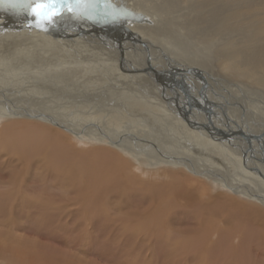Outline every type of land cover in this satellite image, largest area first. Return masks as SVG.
<instances>
[{
  "label": "bare ground",
  "instance_id": "1",
  "mask_svg": "<svg viewBox=\"0 0 264 264\" xmlns=\"http://www.w3.org/2000/svg\"><path fill=\"white\" fill-rule=\"evenodd\" d=\"M97 8L0 10V264H66L65 216L103 260L243 264L264 244V0Z\"/></svg>",
  "mask_w": 264,
  "mask_h": 264
},
{
  "label": "rangeland",
  "instance_id": "2",
  "mask_svg": "<svg viewBox=\"0 0 264 264\" xmlns=\"http://www.w3.org/2000/svg\"><path fill=\"white\" fill-rule=\"evenodd\" d=\"M104 0H102V2H103ZM6 20V19H5ZM6 21H8V20H6ZM18 31V33H21V31H20V29H17ZM43 43V42H42ZM44 44V43H43ZM61 51V50H60ZM77 51V50H76ZM73 51H70V50H68L67 52H64L65 54H66V56L67 57H71V53H72ZM78 52H80V50L78 49ZM107 52H109V51H107ZM109 54H111V53H109ZM112 55V54H111ZM65 56V55H64ZM104 62H106L105 60H103ZM13 68V67H12ZM18 68H20V67H18ZM111 68V67H110ZM100 69H102L101 67H100ZM116 70H119V69H114V72H117ZM3 71H5V70H3ZM101 71V70H100ZM105 72V71H104ZM105 73H107V72H105ZM119 76V75H118ZM117 76V77H118ZM121 82L122 83H124V81L123 80H121ZM255 93V92H254ZM257 93V92H256ZM253 104V106L251 107L252 109H253V107H254V111H255V113H257V114H260V117L261 118H259L258 116H256V120L257 121H259L260 119L262 120V121H264L263 119H264V113L262 112V111H260V110H257L256 108H257V106H258V108L260 107V104H259V102H256V103H252ZM255 104V105H254ZM257 105V106H256ZM260 109V108H259ZM259 118V119H258ZM88 141H84V140H82L81 142H78V144H81V145H79L80 147H81V152H85V151H89L87 148L89 147V145H88ZM28 177V176H27ZM228 192H230V191H228ZM214 193H220L219 192V190L218 191H215ZM233 194V193H232ZM234 195V194H233ZM32 216V217H31ZM30 217H27L26 219H23V224L22 225H26V227H28V228H30L32 231H34L35 229V233L37 232V230L38 231H40V229H42L41 228V225H39V223H38V220H37V216H36V214H34L33 215V213H32V215H31ZM62 218V217H61ZM61 218H58V219H55V221L56 222H54V224L52 225V226H49L50 228L49 229H53V231H58L57 232V236L60 238V239H62V242H63V244H62V246H60V248H62L61 250H62V259H63V261H65L66 262V264H128L127 262H129V264H133V262H131L132 260H130V259H128L127 258V256H124V255H122V256H120L121 254H122V252L123 251H118L119 252V254H117V255H115V257L113 258V259H109V260H103V259H101V255H102V253L104 254V253H107V252H105V251H107L106 249H100L101 251H97V252H94V253H92V251L90 250L89 252H88V248H86L87 247V244L89 243V237L91 236V235H93L94 233H96V227L93 225V226H88V227H86L85 226V228H84V231L82 232V234H81V236L84 238L83 240H78V239H75L74 238V236L76 237V233H73V234H70L69 233V230H70V228L68 227V225H65V222H66V220H70L67 216H65V218L63 217L62 219ZM118 218H120L119 216H118ZM28 219V220H27ZM38 219H40L41 220V218H38ZM30 220V221H29ZM103 220V222L102 223H104L105 225L106 224H108V218H103L102 219ZM93 221V220H92ZM25 222V223H24ZM93 224H94V222H93ZM44 225H45V228H46V226H48V225H46L45 223H44ZM55 225H57L56 227H55ZM24 228V229H19L18 230V233L20 234L21 232H23L24 233V231L25 230H27V228ZM53 227V228H52ZM38 228V229H37ZM57 228V229H56ZM60 230H59V229ZM69 228V229H68ZM17 233V234H18ZM68 233V234H67ZM102 233H105V229L103 228L101 231H99V234H102ZM71 236V237H70ZM255 239H256V237H255ZM235 242V241H234ZM83 243H85L84 245H85V250H84V248L82 247L81 249H79V251L78 250H74V248H76V246H77V244H83ZM11 244V243H10ZM11 245H13V246H16V245H18V246H16V247H14V248H16L14 251L13 250H10V252H14V254H16L17 255V253L19 252V251H21V248H22V246L21 245H19V244H16V245H14V244H11ZM250 249H248L247 251H249V252H247L248 254L246 255V257L245 258H247V259H244V262H243V264H248V262H250L249 264H262L263 262H262V260H264V244H261V243H259V242H257L256 240H251V242H250ZM19 246H21V247H19ZM19 247V248H18ZM33 248V247H32ZM32 248H29V249H32ZM23 249V248H22ZM253 249V251H251ZM33 250V249H32ZM58 250V249H57ZM16 251H18V252H16ZM251 251V252H250ZM57 252V251H56ZM68 252V253H67ZM88 252V253H87ZM135 252L137 253V259H138V257H139V251L138 250H135ZM70 253V254H69ZM249 253H252V254H249ZM256 254V253H258V254H256V255H253V254ZM260 253V254H259ZM145 254H146V251H145ZM164 254H161V256L163 257H159V258H147L146 259V261L145 262H139V264H174V260L172 259V260H170L169 258H167V256L166 255H164ZM253 255V256H252ZM75 256V257H74ZM97 256H99V257H97ZM250 256H252V257H250ZM256 256V257H255ZM257 256H258V258H257ZM260 256V257H259ZM261 256L263 257L262 259H261ZM80 257H82L83 259H80ZM146 257H148L147 255H146ZM249 257L250 258H253L252 259V262L251 261H248V259H249ZM140 258H142V259H145V258H143V257H139V259ZM257 258V259H256ZM78 259V260H77ZM85 259V260H84ZM141 259V260H142ZM86 260H88V261H86ZM103 260V261H102ZM119 260V261H118ZM159 260L161 261V262H159ZM71 262V263H70ZM158 262V263H157ZM175 262H177L178 263V261H175ZM61 263H62V261H61ZM182 263V262H181ZM181 263H178V264H181ZM190 263H192V264H198V263H196V261L195 262H190ZM48 264H50V263H48ZM137 264V263H136ZM176 264V263H175ZM201 264V263H200ZM264 264V263H263Z\"/></svg>",
  "mask_w": 264,
  "mask_h": 264
},
{
  "label": "snow or ice",
  "instance_id": "3",
  "mask_svg": "<svg viewBox=\"0 0 264 264\" xmlns=\"http://www.w3.org/2000/svg\"><path fill=\"white\" fill-rule=\"evenodd\" d=\"M102 0H0V9L26 12L37 27L51 24L65 12L84 14L96 8ZM105 7H111L106 2Z\"/></svg>",
  "mask_w": 264,
  "mask_h": 264
},
{
  "label": "water",
  "instance_id": "4",
  "mask_svg": "<svg viewBox=\"0 0 264 264\" xmlns=\"http://www.w3.org/2000/svg\"><path fill=\"white\" fill-rule=\"evenodd\" d=\"M0 10H4V9H0ZM87 12H89V13H93L92 15H97V16H101V17H103L102 15H103V11L102 10H100V9H98L97 7L96 8H93V9H89ZM18 13H20V14H23L24 16L25 15H27V13L26 12H18ZM57 19V18H56Z\"/></svg>",
  "mask_w": 264,
  "mask_h": 264
}]
</instances>
